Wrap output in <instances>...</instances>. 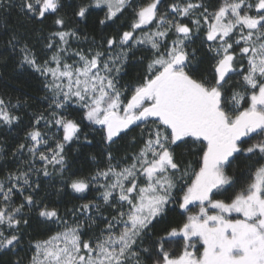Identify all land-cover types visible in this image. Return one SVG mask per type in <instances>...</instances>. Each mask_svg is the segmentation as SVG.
I'll return each mask as SVG.
<instances>
[{"label":"snow or ice","instance_id":"obj_1","mask_svg":"<svg viewBox=\"0 0 264 264\" xmlns=\"http://www.w3.org/2000/svg\"><path fill=\"white\" fill-rule=\"evenodd\" d=\"M13 9L52 30L38 53L29 29H8L0 51L39 73L47 102L12 147L28 101L0 94L15 166L0 177V264H264V0H0L6 24ZM94 13L99 41L72 49ZM133 127L138 150L118 156ZM97 134L102 159L86 171L67 149Z\"/></svg>","mask_w":264,"mask_h":264},{"label":"trees","instance_id":"obj_2","mask_svg":"<svg viewBox=\"0 0 264 264\" xmlns=\"http://www.w3.org/2000/svg\"><path fill=\"white\" fill-rule=\"evenodd\" d=\"M15 2L19 4V0H15ZM206 2H208V0H206ZM211 2L214 4L216 0H211ZM164 3L165 4L171 3V0H164ZM161 10H163V6ZM98 14L99 16H103V12H99ZM4 15H6L7 24L5 23L4 19H0V51H3L6 41L8 39L9 36L8 29L21 30L23 28H27L31 31V36L29 38L30 43L35 46L38 53H41L43 43H45V41L40 39V33L42 31L43 34L46 35L48 31L52 30L48 27L51 24V18L43 21L42 24L36 23L34 21L32 22L26 21L23 15L19 13L18 9H13L11 12ZM127 15L128 13L126 12L124 16L120 17V19L123 20L124 17ZM95 18H96V14L94 13L93 16L90 18L89 24L87 26L86 41L83 39L85 35V28L83 25L80 26L81 28L80 41H83V43H85L86 48L93 46L92 44L93 38H95L97 42L99 41L100 26L95 25L93 23ZM117 23H119V21H117ZM69 26L71 27L72 25L70 24ZM114 27L115 26H110L104 29V31L110 33ZM198 46H199L198 42L196 45H193V47H198ZM9 52H11V49H9ZM137 55H139V53H137ZM147 62L148 61L145 60L143 66H137L132 63H129V65L126 66L125 68V71L128 73V75L123 77V81L135 82L136 76L142 73L144 70H146ZM17 64H18V57L16 56H13L7 61H5L3 57H0V94H5L6 98L10 97L13 103H15L17 99H19L22 102L24 100L28 101V106L22 104L21 107L16 110V114L21 115L22 120L12 128L11 134L8 135L7 137L9 144H11L12 147L15 146L16 142H18L20 139L23 138L24 131L26 130V126L29 124V118L31 117V115L34 112L38 114L39 112L45 111L47 109V102L42 99V97L45 95L43 89V83H44L43 78L39 75V73L34 72L31 68L27 66H24L22 68L17 67ZM94 127H98V126H94ZM41 130L47 131V129L44 128L43 124H41ZM85 130L89 131V129L87 128ZM139 134H140V128L133 127L132 131L128 132L126 136L122 137V139L117 141L119 148H117L116 154L118 156H123L127 152L129 155H131L133 152L137 151L139 148V144L131 143V138L133 136L139 137ZM89 138L92 139V136H90ZM99 139L100 136L99 134H97L95 136V140L93 141V144L91 146H86L84 148H81L79 152L73 151V149L79 148L78 143H73L71 145V148L67 149L70 157H75L77 164L83 165L86 171L88 170L94 171L95 167L97 166L96 163L92 161L91 156L95 155L97 157V160L102 159L101 151L104 146L98 143ZM9 144L3 143V137H0V148H2V151H0V177H2L8 171L9 168L15 167L14 165L8 163V161L10 160ZM113 147L116 148V145H113ZM5 153L8 154L7 157H5ZM100 166L103 167L104 165L101 164ZM229 172L231 174L232 169H229ZM45 183L48 184V192L50 193V200L55 201L61 199L55 194L51 184L48 181H45ZM231 192L232 189H229L226 195L231 194ZM82 195L84 196V200L76 199V197ZM94 195L95 192L88 194H72L71 197L65 196L62 199L66 201L71 198L73 203L78 204L82 202H87V200L92 199ZM217 198H223V197H217ZM68 207H71V204H68ZM192 210L195 211L196 209L193 208ZM168 219L173 222H179L182 220V217L180 215V210L178 209V207L175 210V212L169 214ZM161 226L162 225H157V228ZM46 227L48 230H44L45 226H41V231L39 233L30 229L29 231L32 232V236L25 237L24 245L27 246V241L29 238L46 239L48 235H51L52 233L60 229L56 223H52L50 225H47ZM175 247H176V251H179V245H176ZM30 254L31 253H29V255ZM21 255H23V253H21Z\"/></svg>","mask_w":264,"mask_h":264},{"label":"rangeland","instance_id":"obj_3","mask_svg":"<svg viewBox=\"0 0 264 264\" xmlns=\"http://www.w3.org/2000/svg\"><path fill=\"white\" fill-rule=\"evenodd\" d=\"M70 47L72 48V49H79V48H82V49H84L85 51H87V49L89 48H86V45H85V43H83V41H76V40H72L71 42H70ZM47 55H51V53L49 52V53H47ZM74 59V58H73ZM69 62H71V61H69ZM233 216L235 217V214H233ZM68 219H70V216L68 217ZM60 228V227H59ZM61 230V228L58 230V231H60Z\"/></svg>","mask_w":264,"mask_h":264}]
</instances>
